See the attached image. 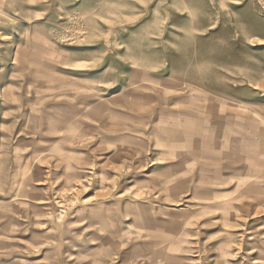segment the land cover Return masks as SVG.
Instances as JSON below:
<instances>
[{
  "label": "rangeland",
  "instance_id": "rangeland-1",
  "mask_svg": "<svg viewBox=\"0 0 264 264\" xmlns=\"http://www.w3.org/2000/svg\"><path fill=\"white\" fill-rule=\"evenodd\" d=\"M84 57L150 75L165 66L170 79L224 95L244 90L251 98L238 108L264 134V0H0V179L19 177L15 195L26 201L19 220L3 221L20 229L7 259L28 245L37 264H117L123 255L115 237L93 245L77 235L88 224L75 212L86 188L61 182L41 151L44 107L60 101L68 67ZM14 159L13 173L5 165ZM255 168L239 189H224V229L192 238L198 264H264V162Z\"/></svg>",
  "mask_w": 264,
  "mask_h": 264
},
{
  "label": "crops",
  "instance_id": "crops-1",
  "mask_svg": "<svg viewBox=\"0 0 264 264\" xmlns=\"http://www.w3.org/2000/svg\"><path fill=\"white\" fill-rule=\"evenodd\" d=\"M76 64L60 101H51L58 111L44 107L48 146L41 151L61 182L75 178L86 188L75 212L88 224L77 235L91 236L92 244L115 237L123 253L117 264H198L192 238L204 226L224 229L229 183L239 189L250 168L264 162L261 123L238 108L251 95L170 79L165 66L150 75L94 58ZM5 166L14 173L20 164ZM12 176L0 179V264H37L27 254L34 245L6 258L20 229L7 230L3 221L19 220L26 202L15 195L21 181Z\"/></svg>",
  "mask_w": 264,
  "mask_h": 264
}]
</instances>
